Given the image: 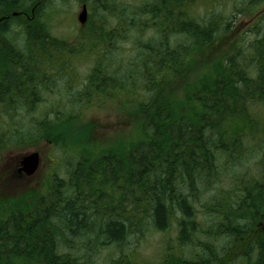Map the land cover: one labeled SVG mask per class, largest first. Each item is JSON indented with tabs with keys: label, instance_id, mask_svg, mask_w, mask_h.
Listing matches in <instances>:
<instances>
[{
	"label": "trees",
	"instance_id": "trees-1",
	"mask_svg": "<svg viewBox=\"0 0 264 264\" xmlns=\"http://www.w3.org/2000/svg\"><path fill=\"white\" fill-rule=\"evenodd\" d=\"M53 1L0 0V151L47 141L70 151L75 166L65 177L51 171L44 194L0 198V264H93L106 246L120 252L107 264H264V161L241 176L233 153L264 141L253 111L264 104V17L247 31L260 39L223 49L231 21L199 12L201 0H77L91 10L88 22L59 38L45 13ZM243 1L251 14L264 4ZM85 60L92 66L82 89L35 118ZM105 99L134 116L139 138L74 148L92 136L75 125L83 110ZM173 222L178 252L163 249L150 262L124 250L130 235Z\"/></svg>",
	"mask_w": 264,
	"mask_h": 264
},
{
	"label": "rangeland",
	"instance_id": "rangeland-1",
	"mask_svg": "<svg viewBox=\"0 0 264 264\" xmlns=\"http://www.w3.org/2000/svg\"><path fill=\"white\" fill-rule=\"evenodd\" d=\"M122 1L126 3V5L136 6L142 0ZM51 4L52 5L46 8L45 13L47 18L51 20L53 34L59 38H74L82 28L77 20L82 10V3L77 0H54ZM124 7L128 8V6L121 5L119 9ZM206 9H216L219 12L222 11V13L229 18V21H231V30L233 33L230 34V37H232V39H226V43L220 46L223 49H227L233 39H239L242 35H244L249 42L259 38L256 35L247 33V31L255 28L258 23V17L264 15V4L251 14L248 3H245L243 0H201L198 9L199 12L204 13ZM88 12L90 14L91 10L89 9ZM128 14L131 13L129 12ZM137 21L138 20H136V22ZM15 24L14 31L8 35L9 41L12 42V44L14 40L16 41L20 37L18 36L19 33L16 27L18 24ZM130 40L133 44H137L144 39L133 37V39ZM18 42V47H24L20 41ZM121 48L122 52L120 55L126 58L133 56L132 43L122 44ZM218 52L219 49H217V53ZM91 66L92 62L88 60L79 62L76 68V78H73L68 84H65L64 81L62 84L60 82L57 91L54 94L47 95L46 101L41 104L39 111L35 114V118L41 120L44 117L42 114H49L54 107L60 108L65 102L67 103V97L72 94L70 92H76L82 89L84 80ZM117 100L118 99L114 101L108 99L100 100L97 105H92L83 110L79 121L75 125H78L77 127L79 128L81 126L89 128L92 132V136L91 138H87L86 141H83V144L77 145L74 148L77 149L78 147L85 146L93 151L96 145L95 141H98V147L95 148V150H98L100 148L112 147L117 142L121 144L122 142L134 141L136 138H139L137 128H133L131 123L133 122L134 116H128L127 113L120 110V102ZM40 111L42 112L41 115L39 113ZM253 111L257 113L254 115V119L258 121V127H264V104L254 106ZM93 132L95 140L93 139ZM86 135L87 134L83 132V137H86ZM260 135L261 132L256 135V139H259ZM34 151L39 152L41 155L40 169L37 174L23 181H19L18 179L13 180L12 173L17 168L16 165L18 161L21 160L22 156ZM233 153L239 159V162H241V166L235 165V168L241 170L240 172L238 171L241 176H246L248 173V166L264 161V141H255L249 153L245 151L236 152L235 150ZM235 156L233 158H235ZM66 161H70L68 162L69 164L66 163ZM73 163L70 151H63L47 141L39 144L37 143L33 146L8 147L3 149L0 151V197L4 198L5 195L6 198H19L30 192H40L44 194L45 190H48L51 185V171L60 173L65 177L67 175V170L68 172L70 171L67 167L70 168L71 166H75ZM242 168H244V170ZM30 179H32V181ZM214 195L217 197V194ZM33 206H37V204ZM201 215L203 216V214ZM200 219L204 220V217ZM178 233L179 226L178 223L176 224L175 222L165 231L155 230L143 237L134 233L128 238L124 250L128 252L132 250V253H134L131 255H133V257L137 256L141 261L147 259L150 262H157L165 256V254H160L163 249L168 250L171 248L177 252L179 251L180 245L177 242ZM145 238H147V240H144ZM140 240L143 241L140 243ZM103 248L105 249L103 253L96 254L93 258V264H107L111 257L113 258V254L110 253H120L117 252L113 246H106ZM93 251L95 250L93 249ZM185 251L195 252V249L186 248ZM182 255L189 259L192 256L194 257L195 254ZM114 256H117V254Z\"/></svg>",
	"mask_w": 264,
	"mask_h": 264
},
{
	"label": "water",
	"instance_id": "water-1",
	"mask_svg": "<svg viewBox=\"0 0 264 264\" xmlns=\"http://www.w3.org/2000/svg\"><path fill=\"white\" fill-rule=\"evenodd\" d=\"M19 13H15L14 16H18ZM78 21L81 25H85L88 21V9L87 6H83L82 12L78 16ZM21 171H24L28 176L34 175L40 166V155L38 152L25 156L22 160Z\"/></svg>",
	"mask_w": 264,
	"mask_h": 264
},
{
	"label": "flooded vegetation",
	"instance_id": "flooded-vegetation-1",
	"mask_svg": "<svg viewBox=\"0 0 264 264\" xmlns=\"http://www.w3.org/2000/svg\"><path fill=\"white\" fill-rule=\"evenodd\" d=\"M260 39V38H259ZM261 41V40H260ZM20 161H18L17 165H16V169L14 170V172L12 173V179L13 180H22V179H26L28 176H26L24 173L20 172ZM32 181V179H30ZM11 181V180H10ZM14 182V181H13Z\"/></svg>",
	"mask_w": 264,
	"mask_h": 264
}]
</instances>
